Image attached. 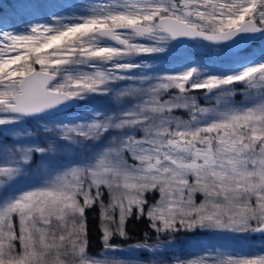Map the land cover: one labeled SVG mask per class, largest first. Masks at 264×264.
I'll list each match as a JSON object with an SVG mask.
<instances>
[{"label": "snow or ice", "instance_id": "snow-or-ice-1", "mask_svg": "<svg viewBox=\"0 0 264 264\" xmlns=\"http://www.w3.org/2000/svg\"><path fill=\"white\" fill-rule=\"evenodd\" d=\"M0 21V264H264L169 252L264 237V0H0ZM96 96L113 108L73 112ZM133 219L155 239L125 253Z\"/></svg>", "mask_w": 264, "mask_h": 264}, {"label": "rangeland", "instance_id": "rangeland-1", "mask_svg": "<svg viewBox=\"0 0 264 264\" xmlns=\"http://www.w3.org/2000/svg\"><path fill=\"white\" fill-rule=\"evenodd\" d=\"M11 17L7 18L6 23L10 26L14 22V18L12 15H8ZM0 23H4L0 21ZM193 52H198L199 49H192ZM163 63L161 67L158 69L160 71L170 70L176 67L175 61L171 59L162 60ZM236 102H241L244 97L242 95H237L235 97ZM204 103H207L202 98ZM88 106V107H86ZM91 109L88 111L87 109ZM113 108V104L109 105L101 100H90L81 102L78 107L74 109V113L76 114H87L91 113L93 109H101V110H110ZM27 129L32 130L35 138L37 140L43 141L45 137H50L51 133L44 132L43 124L32 123L26 126ZM51 127V125H49ZM10 136L13 134H9ZM40 161V157L37 156L33 163V167L35 168ZM221 234L207 233L200 230H196L194 232H180V234L176 235V245L174 248L170 249V253H174L181 257H186L189 259L196 258L198 255L204 254L205 250L216 249L218 251L223 252H243L246 254H251L253 252H258L264 250V237L259 236L258 234H248L246 237H238L235 239H222L220 238ZM151 242V241H150ZM121 249L127 252L129 246H119ZM147 254L142 255L140 258L145 259Z\"/></svg>", "mask_w": 264, "mask_h": 264}, {"label": "trees", "instance_id": "trees-1", "mask_svg": "<svg viewBox=\"0 0 264 264\" xmlns=\"http://www.w3.org/2000/svg\"><path fill=\"white\" fill-rule=\"evenodd\" d=\"M4 4L7 5L10 0H3ZM11 12L9 11L10 15ZM11 17V16H8ZM235 99V98H234ZM91 100H101L102 102H105L106 104L112 105L113 101L110 97L105 96H96L92 98ZM237 99H235L236 101ZM200 103L206 104L203 102L202 98L200 100ZM88 227H89V241H90V253L96 254L100 251H102V241L100 238V214L99 209L96 210H90L88 212ZM127 231H128V239L124 240L120 237L114 238L112 243L118 245V246H129L133 243H139L146 239L145 233L152 234L151 229L148 226L147 220H131L127 224ZM180 234V233H178ZM176 234V235H178ZM153 240L155 239V235L152 234Z\"/></svg>", "mask_w": 264, "mask_h": 264}, {"label": "water", "instance_id": "water-1", "mask_svg": "<svg viewBox=\"0 0 264 264\" xmlns=\"http://www.w3.org/2000/svg\"><path fill=\"white\" fill-rule=\"evenodd\" d=\"M259 235V234H258Z\"/></svg>", "mask_w": 264, "mask_h": 264}]
</instances>
